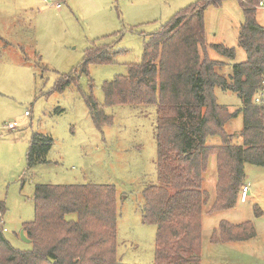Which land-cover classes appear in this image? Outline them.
Instances as JSON below:
<instances>
[{"label":"rangeland","instance_id":"1","mask_svg":"<svg viewBox=\"0 0 264 264\" xmlns=\"http://www.w3.org/2000/svg\"><path fill=\"white\" fill-rule=\"evenodd\" d=\"M206 1L0 0V226L14 249H31L19 233L34 220L36 185H105L116 195L118 263L154 264L156 227L143 223L142 211L145 188L157 184L156 107L107 106L102 87L141 62L151 34L185 8ZM250 6L264 28V10ZM242 24L239 0H224L204 11L206 45L235 51V58L227 60L207 47L208 58L223 63L219 74L227 79L246 60L239 46ZM99 48L113 55L111 63L87 64L83 70L87 51ZM67 81L63 91L56 90ZM89 96L110 119L100 129L87 108ZM214 97L219 106L238 112L225 125L227 134L237 135L244 127L242 100L218 87ZM258 97L264 100V92ZM10 123L17 127L8 130ZM34 134L49 138L50 145L43 163L29 169L26 152ZM208 141L219 144L216 138ZM243 174L242 187H249L246 202L207 213L216 184L215 160L208 159L202 183L207 206L201 219V264H264V167L245 164ZM246 222L254 227L252 239L211 242L221 223Z\"/></svg>","mask_w":264,"mask_h":264},{"label":"trees","instance_id":"2","mask_svg":"<svg viewBox=\"0 0 264 264\" xmlns=\"http://www.w3.org/2000/svg\"><path fill=\"white\" fill-rule=\"evenodd\" d=\"M224 0H208L177 13L149 36L141 62L127 76L102 87L104 102L113 105H154L157 184L143 192L142 221L155 225L154 264H201V219L207 206L202 191L208 159L216 167L215 198L207 213L233 209L241 197L245 164L264 167V28L255 20L259 0H239L243 24L239 46L244 63L228 79L223 63L208 58L207 47L227 60L235 51L205 44L204 11ZM104 48L88 50L83 65L111 63ZM58 84L57 91L68 85ZM235 92L242 100L244 127L229 135L225 125L238 112L219 106L214 89ZM86 105L97 128L110 122L92 96ZM218 145H210L209 139ZM50 139L34 134L26 152L27 167L43 163ZM34 220L22 225L29 251L14 249L0 226V264H119L116 256V195L110 186L36 185ZM3 207L0 205V211ZM259 213V212H258ZM76 216L67 219L68 216ZM1 225V224H0ZM255 236L254 227L221 223L211 242H241Z\"/></svg>","mask_w":264,"mask_h":264},{"label":"built area","instance_id":"3","mask_svg":"<svg viewBox=\"0 0 264 264\" xmlns=\"http://www.w3.org/2000/svg\"><path fill=\"white\" fill-rule=\"evenodd\" d=\"M255 8H258V9H262L264 10V0H259L258 3L255 5ZM256 102H261L264 100L260 99L259 97L255 99ZM28 113H25V116H27ZM17 127V124L16 123H10L8 124L7 128L8 130H14L15 128ZM249 192V187L244 185L242 188H241V197H240V201L241 202H246V198H247V193ZM0 224H2V217H1V214H0ZM2 231L3 232H6V230L4 228H2Z\"/></svg>","mask_w":264,"mask_h":264},{"label":"water","instance_id":"4","mask_svg":"<svg viewBox=\"0 0 264 264\" xmlns=\"http://www.w3.org/2000/svg\"><path fill=\"white\" fill-rule=\"evenodd\" d=\"M20 239L26 243V244H30V240L25 236L24 231L21 230L19 233Z\"/></svg>","mask_w":264,"mask_h":264},{"label":"crops","instance_id":"5","mask_svg":"<svg viewBox=\"0 0 264 264\" xmlns=\"http://www.w3.org/2000/svg\"><path fill=\"white\" fill-rule=\"evenodd\" d=\"M206 44V43H205ZM25 234V233H24ZM26 236V235H25Z\"/></svg>","mask_w":264,"mask_h":264}]
</instances>
